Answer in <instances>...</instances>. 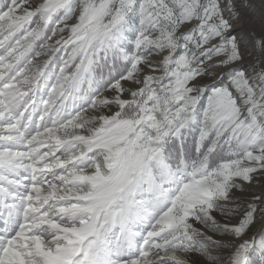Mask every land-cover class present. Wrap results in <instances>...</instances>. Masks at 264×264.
<instances>
[{"label":"snow or ice","instance_id":"1","mask_svg":"<svg viewBox=\"0 0 264 264\" xmlns=\"http://www.w3.org/2000/svg\"><path fill=\"white\" fill-rule=\"evenodd\" d=\"M264 264V0H0V264Z\"/></svg>","mask_w":264,"mask_h":264},{"label":"rangeland","instance_id":"2","mask_svg":"<svg viewBox=\"0 0 264 264\" xmlns=\"http://www.w3.org/2000/svg\"><path fill=\"white\" fill-rule=\"evenodd\" d=\"M254 264H261V262H260V260H259L258 257L257 258H254Z\"/></svg>","mask_w":264,"mask_h":264}]
</instances>
